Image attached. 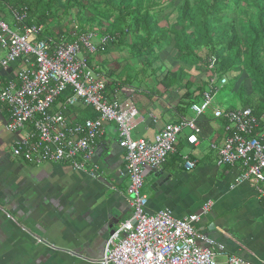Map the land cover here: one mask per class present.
Returning <instances> with one entry per match:
<instances>
[{
	"label": "crops",
	"instance_id": "0c3cea01",
	"mask_svg": "<svg viewBox=\"0 0 264 264\" xmlns=\"http://www.w3.org/2000/svg\"><path fill=\"white\" fill-rule=\"evenodd\" d=\"M171 2L159 1L164 10L157 15L161 27L175 22L179 2L174 8ZM72 29L80 33L76 26ZM95 32L98 38L104 35ZM135 41L133 36L122 37L88 58L91 67L106 78L108 97L133 100L139 117L132 138L153 140L167 124L195 117L191 106L196 99L202 100L208 64L202 69L184 65L172 46L154 56H140L132 50ZM5 55L0 46V56ZM20 66L19 62L11 67L14 77ZM1 76L3 82L8 80ZM185 81L190 85L185 86ZM211 108V114L207 111L198 120L199 143L190 144L192 132L185 129L167 162L146 171L147 212L170 210L182 219L201 214L203 206L212 202L196 228L216 246H224L228 254L262 264L264 202L254 182L236 185L239 166L218 165V151L211 146L223 145L225 122L215 116L220 106ZM4 111L0 104V264H102L109 238L134 213L128 197L130 181L124 175L126 153L119 146L116 124H105L96 141L93 165L98 177L94 178L88 170L76 171L68 164L34 165L15 158L12 148L19 136L6 130ZM68 116L83 123L98 114L77 106ZM185 157L196 162L195 169L186 170ZM199 245L208 246L206 242Z\"/></svg>",
	"mask_w": 264,
	"mask_h": 264
},
{
	"label": "built area",
	"instance_id": "2783aa9c",
	"mask_svg": "<svg viewBox=\"0 0 264 264\" xmlns=\"http://www.w3.org/2000/svg\"><path fill=\"white\" fill-rule=\"evenodd\" d=\"M2 6L0 0V10ZM12 15L15 30L0 19V46L6 51L0 56V71L21 63L13 80L3 82L0 74V104L8 114L6 130L19 136L12 155L34 165L68 164L97 178L98 169L93 165L96 141L103 135L105 124L117 126L119 146L126 153L124 175L130 181L128 197L134 213L109 238L101 263L254 264L228 254L224 246H216L196 228L201 217L210 212L212 202L203 206L201 214L177 219L170 210L149 214L148 198L143 193L146 171L167 162L185 129L192 132L189 143H199L202 130L198 120L213 107L228 83L227 75L218 73L216 60L208 64L202 100L191 106L194 118L167 124L153 140H134L132 132L139 112L133 100L120 95L108 97L106 78L91 67L88 58L106 51L118 37L105 34L98 38V33L88 31L75 34L73 41L47 39L42 37V26L26 24V12L12 10ZM69 88L72 95L65 98ZM77 106L91 108L98 117L83 123L72 121L68 114ZM215 116L224 120L226 132L220 148L211 146L218 151V165L239 166L236 185L254 182L264 202V119L259 120L252 108H216ZM184 162L187 171L196 168L189 157Z\"/></svg>",
	"mask_w": 264,
	"mask_h": 264
},
{
	"label": "trees",
	"instance_id": "16d2710c",
	"mask_svg": "<svg viewBox=\"0 0 264 264\" xmlns=\"http://www.w3.org/2000/svg\"><path fill=\"white\" fill-rule=\"evenodd\" d=\"M2 1L3 6L26 12V24L42 26L43 38L75 40L74 29L60 26L69 19L80 33L102 31L119 41L135 37L132 50L140 56H154L172 46L184 65L199 69L214 58L221 76L233 75L225 87L241 96L244 109L252 108L259 120L264 119V0H172L173 8L179 2L175 22L166 27L157 19L164 11L161 0ZM53 24L60 26L59 34L52 30ZM243 74L252 93L261 97L257 102L243 85ZM71 95L69 88L65 98Z\"/></svg>",
	"mask_w": 264,
	"mask_h": 264
},
{
	"label": "rangeland",
	"instance_id": "374dc122",
	"mask_svg": "<svg viewBox=\"0 0 264 264\" xmlns=\"http://www.w3.org/2000/svg\"><path fill=\"white\" fill-rule=\"evenodd\" d=\"M0 19H3L4 21H6V23L10 27L13 28V26H14V17L12 15L11 7H9L7 5L2 6V8L0 10ZM56 19L57 18H55V20ZM76 24L70 23L69 19H64L63 22L60 24V26H63V27H66V28L69 26V29H71L72 27L75 28V26H77ZM60 26L57 25V24H53L52 25V30L55 31V32L59 31ZM77 28H78V26H77ZM220 74H223V73L220 72ZM227 75H229L227 77H228V79L230 81V79L232 78L233 75L231 73L227 74ZM241 79L243 80V85H245V87L250 90V94L254 95L255 102L260 100L261 97L259 98L258 95H255V94L252 93V91L250 89L251 83H250L247 75L243 74ZM214 105H219L220 109H223V110H226V111L227 110H239V109L243 108L241 96L237 95V93H235V92L230 91V86H226V87H224L221 90V92L218 94V96L214 100ZM212 110H213V108L209 109L208 113L211 114ZM213 114H214V111H213Z\"/></svg>",
	"mask_w": 264,
	"mask_h": 264
},
{
	"label": "water",
	"instance_id": "95a60500",
	"mask_svg": "<svg viewBox=\"0 0 264 264\" xmlns=\"http://www.w3.org/2000/svg\"><path fill=\"white\" fill-rule=\"evenodd\" d=\"M0 74H2L3 76H6L8 78V80H13L14 74H13V69L9 68L8 70H1Z\"/></svg>",
	"mask_w": 264,
	"mask_h": 264
},
{
	"label": "snow or ice",
	"instance_id": "6c2138e0",
	"mask_svg": "<svg viewBox=\"0 0 264 264\" xmlns=\"http://www.w3.org/2000/svg\"><path fill=\"white\" fill-rule=\"evenodd\" d=\"M194 139V138H193Z\"/></svg>",
	"mask_w": 264,
	"mask_h": 264
}]
</instances>
